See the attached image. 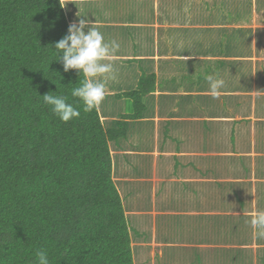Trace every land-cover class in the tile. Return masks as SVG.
Wrapping results in <instances>:
<instances>
[{"label": "crops", "instance_id": "crops-1", "mask_svg": "<svg viewBox=\"0 0 264 264\" xmlns=\"http://www.w3.org/2000/svg\"><path fill=\"white\" fill-rule=\"evenodd\" d=\"M62 2L70 24L86 18L106 41L127 40L106 90L123 113L98 109L107 129L144 137L109 141L134 264H264L250 223L264 211V0ZM209 74L225 81L215 98Z\"/></svg>", "mask_w": 264, "mask_h": 264}, {"label": "trees", "instance_id": "trees-1", "mask_svg": "<svg viewBox=\"0 0 264 264\" xmlns=\"http://www.w3.org/2000/svg\"><path fill=\"white\" fill-rule=\"evenodd\" d=\"M69 25L62 0H0V264L40 250L51 264H134L109 145L121 133L72 96L83 74L54 48ZM49 92L80 116L62 121Z\"/></svg>", "mask_w": 264, "mask_h": 264}, {"label": "clouds", "instance_id": "clouds-1", "mask_svg": "<svg viewBox=\"0 0 264 264\" xmlns=\"http://www.w3.org/2000/svg\"><path fill=\"white\" fill-rule=\"evenodd\" d=\"M54 48L58 51L57 60L62 61L65 71L76 69L80 75L83 74L84 79L80 86L72 89V96L83 102L85 112L98 109L106 96L108 80L116 79L111 57L119 50L120 44L114 39L106 41L96 22L81 18L78 23L69 25L68 32L55 43ZM205 79L210 93L217 97L225 85L224 79L211 74ZM51 93L42 95L43 101L62 121L68 122L80 116L79 108L69 103L66 96ZM250 223L253 229L258 230V237L264 238V211L255 214ZM35 264H51L46 250L37 252Z\"/></svg>", "mask_w": 264, "mask_h": 264}, {"label": "rangeland", "instance_id": "rangeland-1", "mask_svg": "<svg viewBox=\"0 0 264 264\" xmlns=\"http://www.w3.org/2000/svg\"><path fill=\"white\" fill-rule=\"evenodd\" d=\"M66 6V5H65ZM66 9H68V7L66 6ZM153 12H154V15H158V13H159V10L157 9V8H153ZM127 36H128V38H129V36H130V34H127ZM115 40V38H112V39H110L109 41H111V40ZM127 41V40H126ZM126 41H124V42H118L119 44H120V46L124 49V47H125V43H126ZM128 49H130V48H128ZM126 52L127 53H129V50L127 51L126 50ZM122 53H124V51L122 50ZM115 64H118V65H121V66H123L124 65V63H125V67L126 68H130V67H132V68H136V65L134 66L133 65V63H131V61H129V60H122L121 62H119V61H117L116 59H114V60H112ZM136 62V61H135ZM137 63V62H136ZM127 73H125V75H126ZM124 75V76H125ZM134 75V73H132V74H130V75H128L126 78H125V80H127L128 78H130V77H132ZM138 75V73L136 74V76ZM118 77H120V76H118ZM134 79H135V77H133V80L131 81V82H124L122 85H124V84H126V83H128V85H130V86H134L135 85V81H134ZM124 80V81H125ZM120 82H123V80H121ZM107 97L105 96V98H104V100L102 101V104H103V107H104V109H106V110H108V109H110V111H109V113H115L116 111H117V114H119V113H123V111L121 112L119 109H118V107L117 106H114V107H112V108H109V106L108 105H106V103H107V99H106ZM108 112V111H107ZM134 112H136V106L132 103V101L131 100H127V101H125V104H124V113H127V114H133ZM111 123V126H112V128L114 129V131H119L122 135L119 137V139L120 140H122L123 139V141L121 142V143H125V142H127L128 144H138V143H140V144H142V141L144 140V137H140V136H138V132H135V136L134 137H136L137 138V140H136V142L134 141V139L135 138H133L132 136H131V133L129 132V128H128V126H126V124H125V126H124V128L123 127H120L119 129H118V126H117V123H115V122H113V121H111L110 122ZM106 125H109V122H106ZM166 165H168V164H166ZM132 168H133V166L132 165H128V170L129 171H132ZM140 168H141V166H140ZM140 168L138 169V170H140ZM144 169V166H142V170ZM164 203V202H163ZM172 218H170V217H168V223L169 222H172ZM140 230V229H139ZM158 262L159 263H161V264H163V262H161V260H158ZM175 262H176V260L174 261V264H175Z\"/></svg>", "mask_w": 264, "mask_h": 264}]
</instances>
